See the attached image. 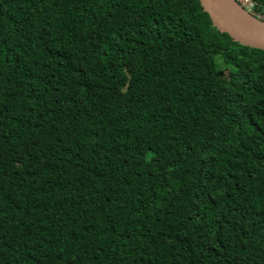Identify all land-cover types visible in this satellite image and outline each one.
I'll use <instances>...</instances> for the list:
<instances>
[{
    "label": "trees",
    "instance_id": "trees-1",
    "mask_svg": "<svg viewBox=\"0 0 264 264\" xmlns=\"http://www.w3.org/2000/svg\"><path fill=\"white\" fill-rule=\"evenodd\" d=\"M0 264H264V51L197 0H0Z\"/></svg>",
    "mask_w": 264,
    "mask_h": 264
},
{
    "label": "water",
    "instance_id": "water-1",
    "mask_svg": "<svg viewBox=\"0 0 264 264\" xmlns=\"http://www.w3.org/2000/svg\"><path fill=\"white\" fill-rule=\"evenodd\" d=\"M211 26L242 46L264 51V19L245 10L236 0H197Z\"/></svg>",
    "mask_w": 264,
    "mask_h": 264
},
{
    "label": "built area",
    "instance_id": "built-area-1",
    "mask_svg": "<svg viewBox=\"0 0 264 264\" xmlns=\"http://www.w3.org/2000/svg\"><path fill=\"white\" fill-rule=\"evenodd\" d=\"M245 10H247L248 12H251L253 14H255L256 16H258L261 19L262 18L260 15L256 14L253 9H254V2L252 0H236Z\"/></svg>",
    "mask_w": 264,
    "mask_h": 264
},
{
    "label": "rangeland",
    "instance_id": "rangeland-1",
    "mask_svg": "<svg viewBox=\"0 0 264 264\" xmlns=\"http://www.w3.org/2000/svg\"><path fill=\"white\" fill-rule=\"evenodd\" d=\"M229 74V70L227 68H224V75ZM225 83L227 84V79H225Z\"/></svg>",
    "mask_w": 264,
    "mask_h": 264
}]
</instances>
